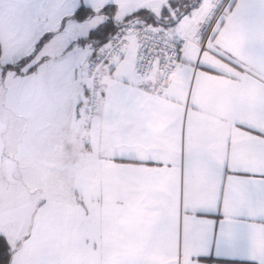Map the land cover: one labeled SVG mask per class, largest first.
<instances>
[{
	"label": "snow or ice",
	"instance_id": "6c2138e0",
	"mask_svg": "<svg viewBox=\"0 0 264 264\" xmlns=\"http://www.w3.org/2000/svg\"><path fill=\"white\" fill-rule=\"evenodd\" d=\"M0 264H264V0H0Z\"/></svg>",
	"mask_w": 264,
	"mask_h": 264
}]
</instances>
